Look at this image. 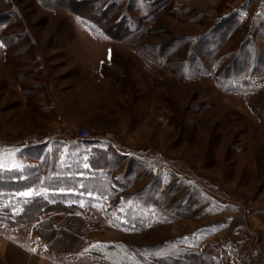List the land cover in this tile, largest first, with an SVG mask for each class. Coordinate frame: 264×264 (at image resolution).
I'll use <instances>...</instances> for the list:
<instances>
[{
  "label": "rangeland",
  "instance_id": "rangeland-1",
  "mask_svg": "<svg viewBox=\"0 0 264 264\" xmlns=\"http://www.w3.org/2000/svg\"><path fill=\"white\" fill-rule=\"evenodd\" d=\"M0 165V264H264V0H0Z\"/></svg>",
  "mask_w": 264,
  "mask_h": 264
},
{
  "label": "trees",
  "instance_id": "trees-1",
  "mask_svg": "<svg viewBox=\"0 0 264 264\" xmlns=\"http://www.w3.org/2000/svg\"><path fill=\"white\" fill-rule=\"evenodd\" d=\"M241 26H242V24L238 25L237 27L240 28ZM227 31H225V32L227 33ZM226 33H225V38H228L230 33H227V34ZM222 43H223V41H222ZM227 57H228V55H227ZM227 57L226 58L222 57L221 62H224V60H226ZM2 183L3 182H0V187H1L2 191L3 190H10V189L14 190L13 187H11V186H7L8 189H4L5 185ZM33 202H35V204L32 205L33 207L31 206V204L24 206V212H22L20 214H16L14 220L16 219L22 224L30 223L31 221H36V222L41 221L39 218L38 219L37 218L31 219V218H28L26 216V213L29 210L28 206L29 207L31 206L30 209L33 208L34 211H37L35 207L38 206L40 203H42V205H41V208L39 210V214H41V213L42 214H44V213L45 214H51V213H55V212L59 213V214L64 213L62 220H60L58 223L55 222L53 219H48V220H45L43 223L42 222L38 223V225L40 226L39 231H38L39 235L42 238L43 242L51 250H64V249L66 250L67 249V247L59 248V247L55 246L57 243L55 239L58 236H60V237L63 236V232H62L63 230L69 234L74 235L81 242L83 241L81 238L84 235H87V234H89V232L92 231L91 229H92V226H94L95 221L87 218L84 210L80 209L76 205L67 206L63 202H53L51 204L46 203V205H43L45 203V201L42 202V200L33 201ZM4 221H6L7 223H10V220H8V219L7 220L4 219ZM15 223L16 222L14 221V223H12L11 225H16ZM83 228H87L86 229L87 231L86 232L82 231ZM44 231H46V232H44ZM51 233L53 234V236L51 238H48ZM78 249H79V247H78Z\"/></svg>",
  "mask_w": 264,
  "mask_h": 264
},
{
  "label": "crops",
  "instance_id": "crops-1",
  "mask_svg": "<svg viewBox=\"0 0 264 264\" xmlns=\"http://www.w3.org/2000/svg\"><path fill=\"white\" fill-rule=\"evenodd\" d=\"M5 239H6V237H4ZM5 248V247H4ZM6 251H9V248H5V250H4V252H6ZM29 251H30V254L31 255H37L35 252H33V251H31L30 249H29ZM7 254V253H6ZM38 256V255H37Z\"/></svg>",
  "mask_w": 264,
  "mask_h": 264
},
{
  "label": "snow or ice",
  "instance_id": "snow-or-ice-1",
  "mask_svg": "<svg viewBox=\"0 0 264 264\" xmlns=\"http://www.w3.org/2000/svg\"><path fill=\"white\" fill-rule=\"evenodd\" d=\"M0 166H2V165H0ZM25 195H28V194L26 193Z\"/></svg>",
  "mask_w": 264,
  "mask_h": 264
}]
</instances>
